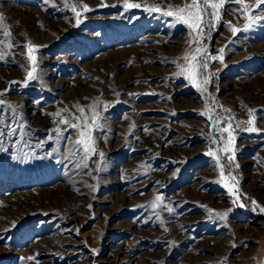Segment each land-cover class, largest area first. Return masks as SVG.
I'll list each match as a JSON object with an SVG mask.
<instances>
[{
	"label": "rangeland",
	"instance_id": "374dc122",
	"mask_svg": "<svg viewBox=\"0 0 264 264\" xmlns=\"http://www.w3.org/2000/svg\"><path fill=\"white\" fill-rule=\"evenodd\" d=\"M129 2L141 7L0 0V119L17 129L0 152V264H263L264 21L245 30L244 10L264 12L256 0H225L198 45L185 25L145 11L190 0ZM229 22L240 29L235 35ZM28 44L39 46L37 79L24 86L33 67ZM198 46L209 57L199 70L198 81L209 80L203 95L177 75ZM220 49L223 61H213ZM216 101L239 121L233 164L218 154L224 140L215 129L225 121L214 129L208 118ZM90 105L102 130L93 133L96 154L81 161L82 151L73 154L77 130L59 140L55 130L64 129L61 118L77 122V106L91 123ZM250 119L258 131H246ZM210 150L227 165L225 177H236L227 180L234 193ZM157 195L162 203L153 207Z\"/></svg>",
	"mask_w": 264,
	"mask_h": 264
},
{
	"label": "snow or ice",
	"instance_id": "6c2138e0",
	"mask_svg": "<svg viewBox=\"0 0 264 264\" xmlns=\"http://www.w3.org/2000/svg\"><path fill=\"white\" fill-rule=\"evenodd\" d=\"M237 4H243L244 0H235ZM225 5V0H190V2H186L183 6L176 7L173 9L171 6L168 7L167 10H163L160 6L158 5H153V6H145V11L148 12H161L162 15L172 17L174 19L175 24H182L185 25L189 30L190 34L191 33H196V36L193 37L192 40L189 41V43H196L200 44V39L205 35V30L206 29H211L212 27H215V24L213 21H220L221 20V9L224 8ZM264 5V0H256V9H259L261 12H264V8L261 6ZM124 8L125 10L130 9V8H140L141 5L137 3H130L129 0H124ZM73 12L76 13L77 16V26L81 22L79 19V16L81 15L80 12L76 11V6L73 5L71 6ZM83 9L85 12L90 11L91 9L88 7V5H82ZM211 9V11H209ZM245 14L249 18V23L245 24L244 29L247 30L250 28L252 25L256 24L259 21H264V15H257L253 16L250 12L247 11V8L244 10ZM4 17L0 15V22H2ZM229 27H231V31L233 35H235L240 29H237L236 27L231 26V23L229 22ZM4 35H9V32L7 28L5 27L3 29ZM12 45H9L11 47ZM27 56L28 59L31 61L33 67L31 68L30 71L27 72V76L24 82V86H27L29 81H34L37 79L36 75V64H37V58L35 55H33V52L38 49L39 46H35L32 44H28L27 46ZM223 51L224 49H220L221 55L218 56H211L210 58L213 61L219 60L223 61ZM203 54V61H199L198 57H200ZM3 57L0 56V59ZM208 53L207 49L205 47H197L195 49L194 54H188L185 53V56L183 59L186 61L185 65H177V67L180 68V72L177 73V75H184L186 79H188L191 84L194 87H197V89H202L203 85H206L209 83V80L205 79L202 81H198V77L200 75V69L204 68L206 69L208 67L207 64V59H208ZM5 106V102L3 99H0V109H3ZM8 108H11L12 106L9 105L7 106ZM90 109L92 110V115H91V123H89V117L85 114V109L83 107H79L78 111L81 113L79 117H73L77 122L76 123H70L69 119L64 117L61 118L60 124L64 125V129L57 128L55 130L57 139L64 138L63 137V132L68 131V129H73L77 130V139L75 140L74 144V151L73 154L75 155L76 153L82 151L83 155L80 157L81 161L90 159L91 156L96 154V140L94 138L93 133L96 130H102V125L99 123L100 121V116L95 110V105H90ZM107 108V105L105 106ZM68 111V110H64ZM210 111V110H209ZM225 111H229L225 109ZM13 112H15V109H13ZM252 110H249V115H251ZM207 113H201V115H205ZM50 115L52 116H60L59 112L56 113H51ZM209 120L213 121V127L215 129V125L221 123V117L216 116L212 117L209 115ZM230 119L228 121H225V125L223 127H220L219 129H215L219 131L221 134V139L224 140V147L222 149H219V151H223L226 155L227 162L228 164H233L235 163V148H234V141L236 137L233 135L231 129H232V124L230 123ZM248 124L250 127L246 129V131L249 132H256L258 129H256L254 126H251L254 124V121L250 119L248 121ZM238 126V125H237ZM4 127H7V132L3 131L2 129ZM19 127L22 129L23 125H19ZM17 129L14 127H11L10 125H6L5 121L3 119H0V152H7L8 149L4 147L3 145V137L5 135L11 137L16 134ZM227 134V137H224V134ZM49 140L52 139L51 136L48 137ZM212 143L216 144L217 140L215 137L212 139ZM39 147V145H37ZM209 156H213L216 158L217 163L219 164L220 157L217 155V152H214L210 150L208 153H206ZM48 155H51L49 153ZM99 155L101 157H104V153L100 152ZM13 159H20L19 156H13ZM85 168L87 167L86 164L83 165ZM237 168H239V164H235ZM77 167H80V164H77ZM220 167V175H221V181L224 183V187L227 188L229 193H234V188L230 186L227 183L228 179H231L233 181L236 180L235 176H229L225 177L224 172L225 168L227 165L225 164H219ZM160 203H162V198L161 196L157 195L155 201H153V207L158 206ZM235 203V201H234ZM255 204V201H253ZM241 207H244L243 204L240 205ZM169 212H172V208L167 209ZM262 212H264V208L261 209ZM221 216V219H224L228 213H223V214H218ZM24 259V258H21ZM27 259L31 260L33 257H28Z\"/></svg>",
	"mask_w": 264,
	"mask_h": 264
},
{
	"label": "built area",
	"instance_id": "2783aa9c",
	"mask_svg": "<svg viewBox=\"0 0 264 264\" xmlns=\"http://www.w3.org/2000/svg\"><path fill=\"white\" fill-rule=\"evenodd\" d=\"M198 91L200 92L201 95H203L201 93L200 89ZM225 109H227L229 111H225ZM213 111H212V113L214 116H220L221 118H223L224 121H228L229 118H231L230 123L232 124V126H234L236 128L240 127L238 118L229 105L224 104L223 102H217L216 101L215 108H213Z\"/></svg>",
	"mask_w": 264,
	"mask_h": 264
},
{
	"label": "bare ground",
	"instance_id": "6f19581e",
	"mask_svg": "<svg viewBox=\"0 0 264 264\" xmlns=\"http://www.w3.org/2000/svg\"><path fill=\"white\" fill-rule=\"evenodd\" d=\"M209 115H211L212 116V114L210 113ZM219 148V147H218ZM218 154H219V156L222 158V157H224V155H223V153H222V151H219V149H218ZM264 264V263H263Z\"/></svg>",
	"mask_w": 264,
	"mask_h": 264
}]
</instances>
